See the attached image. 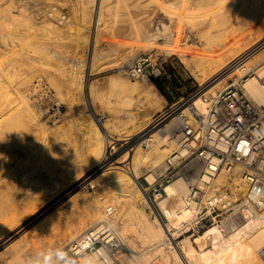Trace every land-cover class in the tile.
Masks as SVG:
<instances>
[{
    "label": "bare ground",
    "instance_id": "6f19581e",
    "mask_svg": "<svg viewBox=\"0 0 264 264\" xmlns=\"http://www.w3.org/2000/svg\"><path fill=\"white\" fill-rule=\"evenodd\" d=\"M181 1L193 8L192 19L201 11L208 24L205 32L197 31L196 33L197 37L203 41V47L199 49L196 48L197 46H192L188 51L185 65L194 68L191 76L193 74L198 83L199 81L203 83L216 72H220L212 79L213 84H217L224 81V72H228L230 77L240 76L233 83L236 85L240 78L251 73L242 80L243 88L256 103L264 105V85L261 81L264 77V0ZM103 3L104 1L101 0V7ZM247 9L249 10L247 13H252V17L247 14L251 17L248 23L251 29L249 32L248 30L244 32V26L241 27L242 22H233V20ZM218 18L226 19L221 24L218 23ZM230 22H233L232 25L222 28ZM142 31L140 29L135 33L138 39L141 38ZM160 32L159 29L156 33L147 31L150 34L144 41L148 44L156 42L161 36H167L166 38L172 36L175 31L165 27L164 31ZM172 42L173 40H168L167 43L170 45H167L171 48L168 51L165 49L169 54L177 50L174 49ZM144 45H141V48ZM11 46H13V41L10 35H4V33L0 35L1 49L12 48ZM99 56L100 54H95V58ZM79 62L73 64L74 69L67 79L82 87L84 80L82 68L85 64ZM91 63L94 64L92 60ZM93 64H91L92 67ZM26 81H29V78ZM109 83L115 94L120 96V103L126 105L125 107L136 105L152 108L157 105L158 99L152 87L143 89L137 82L114 76L110 77ZM207 91L205 92L207 96L215 94L214 86L208 87ZM29 95L20 93L22 111L24 110L27 117L34 121L35 126L44 131L45 124L40 116L42 112L38 113L34 108ZM189 100L190 103L184 106V110L187 111L191 106L196 107L202 113L208 111L209 103L201 95H195ZM125 113L123 112L126 115L123 123L112 125L113 130L118 131L116 133L127 135L119 151L111 152L107 149L103 132L99 124L92 119L83 131L85 143L91 152L89 160H78L76 164L73 163L74 165L70 162L71 166L63 169L64 172L59 174L60 177L53 179L51 184L41 185L40 189H35L29 184L24 185L21 197L25 196L26 202L20 205V200L14 213L17 216L10 218L8 226L5 224L2 225L3 227L0 226V247H2L0 264H63V254L68 248L82 239L91 228L101 223L111 225L121 237L122 248L117 254L121 264H153L156 262V256L162 257L160 258L163 263L158 261L159 264H264V214L253 217L242 224H236L230 218H226L209 227L201 235H189L182 245L186 258L181 256L178 244L175 242L176 239L181 238L179 229L201 209L198 201L185 199L191 187L184 179H178L167 186L169 197L156 201L155 206L162 210L168 220L166 227L158 215L152 216L154 210L147 195L148 190L139 181L142 174L147 181L153 182L156 172L163 170L166 160L176 150L177 141L173 138L175 121L160 129L161 127L158 126L164 122L161 121L162 117L158 122L150 121L143 130L133 135L134 131L141 128L151 117L144 124L136 125L134 123L137 117L131 111ZM12 115L13 113L8 117L12 118ZM121 119L124 118L121 117ZM130 124H133L131 126L135 128L130 130ZM107 125H109V120H107ZM106 129L109 128L106 127ZM1 134L4 135V133ZM144 144L148 146L147 150L141 148ZM120 152H125L122 157ZM27 162L29 163L28 160ZM100 162L101 166L107 169L100 171L98 169ZM232 170L233 173H229L225 165L211 184L203 188L205 203L213 201L217 191L226 187L238 193L244 192L246 187L245 178L242 176L243 167L235 165ZM34 179L38 183L43 181L38 178ZM87 182L97 189L96 195L91 200H87L82 193L77 191L78 186ZM172 196L176 200L175 204H170L169 199ZM148 207L151 209V214L146 210ZM19 209L23 211L19 212ZM110 209L111 214L108 212ZM37 218L39 219L32 224L31 222ZM196 246L200 248V251ZM166 247L173 250L172 253H168ZM111 259L109 250L101 247L95 253L88 252L81 255L79 262L80 264H108L111 263ZM65 264L74 263L66 261Z\"/></svg>",
    "mask_w": 264,
    "mask_h": 264
},
{
    "label": "rangeland",
    "instance_id": "374dc122",
    "mask_svg": "<svg viewBox=\"0 0 264 264\" xmlns=\"http://www.w3.org/2000/svg\"><path fill=\"white\" fill-rule=\"evenodd\" d=\"M0 1L2 2H0V11L2 10L0 12V35L9 34L13 41L12 48L1 49L0 47V133H4L0 135V158L3 159V161L0 159V164L3 162L0 167V173H2L0 175V223L7 218L17 216L14 214L16 210L13 211V205H16L17 209V203L20 200V205L26 202V197H21L24 185L29 184L35 189H40L41 185L51 184L53 179L60 177L59 174L64 172L63 169L71 166L70 162L74 165L78 160H89L91 152L85 143L83 131L92 119L101 128L107 149L111 152L119 151L127 135H119L116 133L117 130H113L112 125L123 123L126 111H131L137 117L136 122L134 121L136 125L144 124L151 117L141 128L134 131V135L143 130L150 121L156 122L159 116L170 110L167 96L158 87V83L161 86L167 83L169 80L167 76L173 80V85L179 90V96L183 99L202 95L210 86H214L215 93L219 92L240 77L238 75L230 77L228 72H224V81L213 84L212 79L220 72H216L203 83L200 81L198 83L193 74L191 76L194 68L191 67V69L185 65L188 51L192 46H197L196 48L199 49L203 47L204 43L196 33L197 31L205 32L208 24L201 11L192 19L193 8L181 0H103V7L100 6L101 0ZM248 11L247 9L233 20V22H242L241 27L244 26V32L247 30L249 32L251 29L248 23L252 13H247ZM225 19L218 18L217 21L222 24ZM233 22L222 28L229 27ZM165 27L174 30V34L168 38L161 36V39L158 38V41L149 42V44L144 41L150 33H156L158 29L161 33L160 31H164ZM192 27L195 28L192 29ZM140 29L143 30V34L138 39L135 33ZM179 32L180 34L182 32L183 36ZM168 40H173V47L177 49L174 53H167L171 48L170 43H167ZM140 44L144 46L141 48ZM107 52L112 53L107 54ZM96 53L100 56L95 58ZM143 53L153 54L158 63L163 66L166 75L159 82L143 84L120 74L119 67L122 64ZM76 62L85 64L82 68L84 79L82 87L67 79ZM170 63L174 64L176 70L167 69ZM91 64L94 66L92 67ZM92 68L94 69L91 70ZM111 75L137 82L143 89L152 87L158 99L157 105L152 108L136 105L125 107L126 105L120 103V96L111 89L109 83ZM28 78L29 81H26ZM39 79H43L57 93L65 106V117L56 125L45 122L32 98V89ZM20 93L30 94V102L38 113H41V120L45 124L44 131L35 126L34 121L27 117L24 110L22 111ZM12 113V118L8 117ZM107 120H109V125L106 126ZM5 121L11 123L6 124ZM168 122L171 123L166 121L158 127L162 129L169 124ZM131 125L133 124L129 126ZM129 128L132 130L135 127ZM2 129L5 131L3 132ZM141 148L147 150L148 146L144 144ZM120 153L122 157L125 152ZM101 162L98 169L100 171L107 169L101 166ZM34 178L43 181L38 183ZM139 181L144 184L142 174ZM139 181L137 179L138 183ZM96 190L89 182L77 187V191L82 193L87 200H91L96 195ZM151 206L155 210L152 203ZM20 209L19 212H22L23 210ZM146 210L151 214L149 207ZM39 218L31 223L33 224ZM227 228L231 230L228 226ZM174 231L172 232L175 233ZM201 234H194V236ZM189 235L192 236L190 233L182 232L179 234L181 238L175 240L184 258L186 256L182 251V245ZM4 244L7 243L4 242ZM196 248L200 249L198 246ZM166 251L172 253L173 250L166 247ZM160 257L156 256L155 261L163 263Z\"/></svg>",
    "mask_w": 264,
    "mask_h": 264
},
{
    "label": "built area",
    "instance_id": "2783aa9c",
    "mask_svg": "<svg viewBox=\"0 0 264 264\" xmlns=\"http://www.w3.org/2000/svg\"><path fill=\"white\" fill-rule=\"evenodd\" d=\"M119 71L130 80L143 84L159 82L166 75L163 66L151 53L136 56L122 64ZM247 75L251 73L245 74L244 78ZM167 78L169 80L162 88L170 102V110L158 120L163 117L161 121H175L173 138L177 147L166 160L163 170L156 172L153 182L143 176V185L155 209L152 216L158 215L167 227L166 216L155 204L157 200L169 197L167 186L178 179H184L191 187L185 199L198 201L201 208L179 229L181 233L200 234L226 218L242 224L264 214V105L256 103L243 88L242 78L236 85L230 84L215 94L207 96L203 93L201 97L209 103L206 113L191 106L186 111L184 106L192 97H180L170 76ZM261 81L264 85V77ZM32 92L45 122L60 123L66 113L57 93L43 79L36 82ZM225 165L229 173H233L235 165L243 167L244 192L238 193L226 187L217 191L213 201L205 203L203 188L211 184ZM169 201L170 204L176 203L173 196ZM108 212L111 214L112 210ZM101 247L107 248L112 256L108 264H121L117 256L122 248L121 237L107 223L91 228L82 239L71 245L63 254L62 263L80 264L81 255L95 253Z\"/></svg>",
    "mask_w": 264,
    "mask_h": 264
},
{
    "label": "crops",
    "instance_id": "0c3cea01",
    "mask_svg": "<svg viewBox=\"0 0 264 264\" xmlns=\"http://www.w3.org/2000/svg\"><path fill=\"white\" fill-rule=\"evenodd\" d=\"M167 69L168 70H176V68L174 67L173 63H170V66H168ZM12 207H13V211H15L16 210V205H13ZM9 220H10V218H7L6 220H4V222L0 223V226H2L3 224L8 226Z\"/></svg>",
    "mask_w": 264,
    "mask_h": 264
},
{
    "label": "trees",
    "instance_id": "16d2710c",
    "mask_svg": "<svg viewBox=\"0 0 264 264\" xmlns=\"http://www.w3.org/2000/svg\"><path fill=\"white\" fill-rule=\"evenodd\" d=\"M172 82H173V80H172ZM174 83V82H173ZM158 87L160 88V89H162L163 90V88H162V86H161V84L160 83H158Z\"/></svg>",
    "mask_w": 264,
    "mask_h": 264
}]
</instances>
